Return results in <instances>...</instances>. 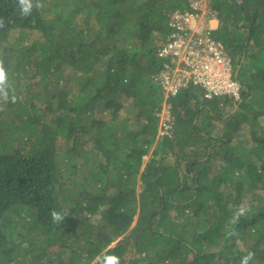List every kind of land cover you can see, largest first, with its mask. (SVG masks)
I'll return each instance as SVG.
<instances>
[{"label": "trees", "instance_id": "trees-1", "mask_svg": "<svg viewBox=\"0 0 264 264\" xmlns=\"http://www.w3.org/2000/svg\"><path fill=\"white\" fill-rule=\"evenodd\" d=\"M41 3L0 0V264H264V0L210 3L241 101L166 97L159 49L189 0Z\"/></svg>", "mask_w": 264, "mask_h": 264}, {"label": "built area", "instance_id": "built-area-1", "mask_svg": "<svg viewBox=\"0 0 264 264\" xmlns=\"http://www.w3.org/2000/svg\"><path fill=\"white\" fill-rule=\"evenodd\" d=\"M186 11L176 10L168 22L169 39L159 49L166 59L157 77L167 96H176L184 87L195 84L203 89L206 98L232 95L239 97L240 81L225 44L207 24L215 15L208 10L210 0H189Z\"/></svg>", "mask_w": 264, "mask_h": 264}, {"label": "clouds", "instance_id": "clouds-1", "mask_svg": "<svg viewBox=\"0 0 264 264\" xmlns=\"http://www.w3.org/2000/svg\"><path fill=\"white\" fill-rule=\"evenodd\" d=\"M211 1L212 0H210L209 3H208V10H211L214 13L215 16L213 18H208L207 24H211L212 26H214L213 33L216 35V30H217V28L219 26V19H218V16H217V12L213 11L212 8L210 7ZM16 3H17V10H18L20 16L24 17V18H27V17L31 16L33 11H34V9L38 10V9H40V8H42L44 6L41 3V0H16ZM213 21H217L218 25L217 24L213 25L212 24ZM6 23H7V21L5 20V18L0 17V28H4ZM242 59H243V56H242ZM242 59H241V61H242ZM244 59H245V57H244ZM241 61H240V63H241ZM165 62H166V60L163 62V66H162L161 69L164 68ZM233 63H234V61H233ZM240 63L238 64V66L236 68H235V64H234L235 75H236V78L240 81V85H241L239 97H235V96H232V95H221V96H214L212 98H206L204 96L203 89L200 86L195 85V84H190L189 86H198V87H200L201 91H202V96H203L204 99H208V100L209 99H213V98H222V99H224L225 97L230 96V97H233V98L238 99L239 101H241L242 100L241 99V93H242L241 91H242L243 84H242V82H241V80L239 78V71H240L241 68L238 70V67H239ZM8 77H9V74H8V71H7L6 67L4 66V62H3V60H0V95H2L4 100L9 99L8 91L5 88V85L8 82ZM165 95H166V93H165ZM166 97H167V95H166ZM16 100H17L16 95H12L11 96V102L15 103ZM236 105H238V104H236ZM161 133H163V131H161ZM228 207L231 210V209H233L236 206H234L232 204H229ZM245 212H246V209L243 206L237 207L236 211H235V213H234V215L232 217V223H236L239 220L240 216L244 215ZM49 215H50L52 221L57 222V223L61 222L64 219V217L59 212H57L55 210L51 211ZM234 234L235 233H229V235H234ZM253 255H254L253 253L249 252L245 257H243V259L241 261V264H249V261L252 259ZM106 264H119V261H118V259H115V258H109L107 260Z\"/></svg>", "mask_w": 264, "mask_h": 264}, {"label": "rangeland", "instance_id": "rangeland-1", "mask_svg": "<svg viewBox=\"0 0 264 264\" xmlns=\"http://www.w3.org/2000/svg\"><path fill=\"white\" fill-rule=\"evenodd\" d=\"M72 72V70L71 69H65V71H64V75H66V74H69V73H71ZM28 77H31V76H28ZM27 77V78H28ZM37 80L39 79V76H37V77H35ZM73 84V80L72 79H70L69 80V82H68V84L67 85H72ZM37 104V106H40L38 103H36ZM230 107V106H229ZM228 107V108H229ZM160 117H161V121H160V123L163 121V120H167V119H169L170 118V113H169V105L166 103V102H163V109H162V111L160 112ZM48 120H50V119H48ZM152 156V153H150L149 155H147L145 158H146V160H149V158ZM170 157H172L171 155H169ZM114 244V243H113Z\"/></svg>", "mask_w": 264, "mask_h": 264}, {"label": "water", "instance_id": "water-1", "mask_svg": "<svg viewBox=\"0 0 264 264\" xmlns=\"http://www.w3.org/2000/svg\"><path fill=\"white\" fill-rule=\"evenodd\" d=\"M244 57H245V56H243V59H242L240 65H239V67H238V70H239V69L241 68V66H242V63H243V61H244ZM236 108H238V105L235 106V108L233 109V111L236 110Z\"/></svg>", "mask_w": 264, "mask_h": 264}, {"label": "crops", "instance_id": "crops-1", "mask_svg": "<svg viewBox=\"0 0 264 264\" xmlns=\"http://www.w3.org/2000/svg\"><path fill=\"white\" fill-rule=\"evenodd\" d=\"M212 24L213 25H216V24L218 25V22L217 21H213Z\"/></svg>", "mask_w": 264, "mask_h": 264}]
</instances>
